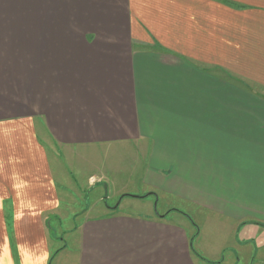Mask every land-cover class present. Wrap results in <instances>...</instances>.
<instances>
[{
  "label": "crops",
  "instance_id": "crops-1",
  "mask_svg": "<svg viewBox=\"0 0 264 264\" xmlns=\"http://www.w3.org/2000/svg\"><path fill=\"white\" fill-rule=\"evenodd\" d=\"M2 5L0 264H264V0ZM65 167L174 205L80 206L56 242Z\"/></svg>",
  "mask_w": 264,
  "mask_h": 264
},
{
  "label": "rangeland",
  "instance_id": "rangeland-1",
  "mask_svg": "<svg viewBox=\"0 0 264 264\" xmlns=\"http://www.w3.org/2000/svg\"><path fill=\"white\" fill-rule=\"evenodd\" d=\"M2 11L7 14L31 15L33 14V0H3ZM80 166L85 170L84 165ZM61 170V174H64L66 171L68 172L66 173L68 174V178H70V185L69 188L65 186L67 185L65 178L59 176V179H61L59 186H61L62 188L63 186H65L63 188L64 196L62 199L63 201L59 210V214L61 215V217L67 218V221L64 220L62 222V229H60L55 222H51L52 228L50 232L51 235H55L53 240L56 242H60L61 236H59V234L61 230L66 233L67 226L72 224L71 222L73 221V217H75L71 214L80 209V206L87 207V209H89L92 213L102 212L105 210L106 206H117V211L120 213L145 215L146 213L152 211L155 212V214L162 213L163 211H165V209H167V206L172 204L174 205V200L170 198L161 197L158 201L154 200L153 202V199L151 198H149L147 201V199H141L143 198L141 196H135L134 193L138 195H141L142 193L140 187H138L136 184L125 189L126 192L128 191V193L132 195L126 196L120 203V197L115 196V191L117 190V188H108L105 190L104 186L99 185L98 187L91 189V191H86L81 188L80 182L82 181H80L81 178L79 177V173L77 170H75L74 168H71V170H67L66 167L64 170ZM74 176L76 181L72 180V177L74 178ZM169 214V218H172L173 220L175 218H179V215H177L178 213H176V210L174 209H171V211H169ZM71 219L72 221H70ZM56 237H58V239H56ZM65 239H67V237Z\"/></svg>",
  "mask_w": 264,
  "mask_h": 264
},
{
  "label": "trees",
  "instance_id": "trees-1",
  "mask_svg": "<svg viewBox=\"0 0 264 264\" xmlns=\"http://www.w3.org/2000/svg\"><path fill=\"white\" fill-rule=\"evenodd\" d=\"M124 196H128V195H123L122 197H124ZM197 231V230H196Z\"/></svg>",
  "mask_w": 264,
  "mask_h": 264
}]
</instances>
